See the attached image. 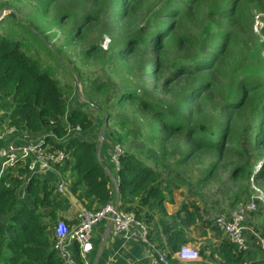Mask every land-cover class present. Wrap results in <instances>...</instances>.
Segmentation results:
<instances>
[{
  "label": "trees",
  "instance_id": "trees-1",
  "mask_svg": "<svg viewBox=\"0 0 264 264\" xmlns=\"http://www.w3.org/2000/svg\"><path fill=\"white\" fill-rule=\"evenodd\" d=\"M92 1L94 9L84 12L79 7L74 9L72 3L62 8L59 0H45L37 18L46 19L45 10L53 9L57 21L64 20L71 27L76 23V33L71 36L80 37L78 34L92 23L103 22L111 26L119 22L122 12L125 14L121 29L123 41H116L112 34L114 43L105 52L112 58L118 53L119 58L131 56L139 60L140 68L145 69L146 75H155V89L160 88L165 95L171 94L170 99H158L145 81L141 87H128L120 96L121 102L134 99L137 107L145 111L149 117L146 125L151 139L165 143L177 136L184 142L182 156L186 160L201 149L223 158V154L230 149L229 142L234 140L235 130L241 129L242 132L248 118L245 113L250 111L252 119L258 121L254 132L255 138L258 137L257 144L264 145V69L254 68L250 55L240 60L237 66L240 69L233 68L234 64L228 57L232 44H237L240 39L235 23L244 18L250 22L247 16L242 15V0H222L221 4L217 3L220 0H161L154 10L156 12L146 11L145 0ZM2 4L3 7L9 5ZM201 11H205L204 16L200 15ZM17 22L27 31L36 33L41 41L47 42L48 36L31 20L19 19ZM26 37L17 38L13 30L0 31V111L5 115L4 120L17 126L21 132H53L56 137L62 138L68 134V125L80 126L81 133L67 137V146L72 148L74 158L65 167L70 171V192L85 207L100 208L113 199L114 183L99 159V141L93 137L86 138L87 135L97 136L88 102L68 107L59 80L29 54V46L24 41ZM70 40L71 37H66L64 43L70 45ZM49 48L57 59L63 60V48H53V45ZM101 48L100 44H89L85 54L94 55ZM259 61L264 62V59L259 58ZM162 68L167 70L168 75L167 80L160 83ZM231 69H235V77L230 76ZM227 77L229 80L224 83ZM173 87H179V90ZM224 87L227 91L223 105L211 104L214 110L216 107L219 110L209 114L205 111L209 97L221 93ZM108 89L105 83H98L95 87L97 92H107ZM242 118H245L243 127L238 121ZM119 123L125 127L127 135L130 132L129 121ZM113 139L117 142L115 136ZM48 141L56 142L53 137H49ZM104 143L101 160L116 177L122 208L134 210L138 217L146 220L150 237L159 243L160 248L167 245L176 252L189 241L184 227L198 222L204 226L210 224L194 201L182 204L176 213L169 214L166 203H175L174 187L170 181L164 184L157 170L132 152H126L121 157V170L116 173L113 163L104 157L108 147ZM236 146L237 152L246 158L241 144ZM218 162L209 171L215 172L220 167ZM226 165L227 162H223L221 166ZM232 176L237 180L254 176L264 183V164L255 173L253 165H249L246 159L233 167ZM6 179L11 178L7 176ZM206 179V176L199 178L202 183ZM16 183L14 180L11 187L0 185V264H62L53 248V227L50 226L58 216L68 223L73 222L59 215L68 198L60 201L55 188L45 178H32L23 197L21 192L18 193L19 184ZM211 226L216 234L222 233L215 224ZM159 231H163L165 240ZM206 233V230L203 231V234ZM207 248L208 253L200 247L199 254L214 263L251 264L255 260L252 264H264L263 250L257 247L247 252L239 251L227 237H222L218 245ZM171 262L180 263L177 259H171Z\"/></svg>",
  "mask_w": 264,
  "mask_h": 264
},
{
  "label": "rangeland",
  "instance_id": "rangeland-1",
  "mask_svg": "<svg viewBox=\"0 0 264 264\" xmlns=\"http://www.w3.org/2000/svg\"><path fill=\"white\" fill-rule=\"evenodd\" d=\"M43 1L45 0H0V14L3 13V19L0 21V31L13 30L17 38L27 36L24 41L29 46V54L38 59L42 66L47 68L54 78L59 80L69 108L72 106L78 107L82 102H88L89 112L96 123L97 136L87 135L86 138H95L100 144L99 131L107 118L108 124L104 144L107 140L110 145L106 148V151L115 142L113 139L115 136L125 153H134L139 160L156 169L164 184L170 181L174 187V198L177 205H179L178 209L182 204H191L194 201L200 206L203 215L207 216L206 221L210 222L211 225L213 224L212 215L224 211L232 213L247 202L256 201L257 209L247 215L245 225L248 227L246 235L251 240V247L253 249L257 248L255 234L264 235V183L257 181L254 176H251L250 179L244 177L240 180L232 176L233 167L244 163L246 159L249 165H253L255 171L260 170L264 164V160H262L264 145L257 144L258 137L255 138L254 132L257 130L258 121L252 119L251 112L247 111L245 113L248 117L246 118V125L243 122L245 118L238 120L241 127L245 125L242 130L243 133L240 132L241 129L235 130L234 140L229 142L231 143L228 144L230 149L223 154V158H217L211 152L201 149L197 154L186 160L182 156L184 142L180 138L174 136L175 139L171 138L165 143L151 139L149 128L146 125L149 117L145 115V111L143 112L137 107L134 99L121 102V95L125 89L133 87V85L141 87L145 81L148 82L147 87L154 91L158 99L171 98L170 93L165 95L159 90L160 88L155 89L157 84L155 75H146L145 69L140 68L139 60L131 56L119 58L118 53H115L112 58L105 52L110 50L111 44L114 43L112 34L116 41H123L121 29L124 26L125 14L122 12L119 22L112 23L111 26L103 22H95L88 28L85 27L81 34H78L80 37H72L71 34L76 33V23L71 27L67 25V22L64 23V20L57 21L53 9L45 10L44 16L46 19L40 20L37 18L38 10L41 11ZM59 1L58 4L62 8H66L72 3L74 9L79 7L84 12L90 11V8L93 10L95 7L94 2H91V0ZM160 1L145 0L146 11L156 12L154 10L158 8ZM2 3H9V5L3 7L4 4ZM217 3L221 4L222 0ZM241 3H243L241 9H244L242 15L247 16L250 22L244 18L240 21L237 20L235 23L234 28L240 39L237 44H232L231 50L228 51V57L234 64L233 68L240 69V67H237L240 60L248 58L250 55V62L254 65V68L264 69V62L259 61V58L264 59V0H242ZM7 6L11 8L9 9ZM205 11H201L200 15L204 16ZM19 19L31 20L36 26L38 25V29L48 36V43L41 41L36 33L27 31L22 27L17 22ZM138 22L143 25L141 20H138ZM66 37H71L70 45L64 43ZM94 43L100 44L101 50L94 55H86V47ZM49 45L51 47L53 45V48L64 49L63 60L55 57ZM251 51L254 53H250ZM55 53L57 52L55 51ZM171 53L173 51L170 52V55ZM234 70H230L231 77L236 76ZM167 75V70L162 68L159 82L162 83L167 80ZM228 80L229 77L225 78L224 83H227ZM98 83L108 84V91H95ZM174 90L178 91L179 87H175ZM226 91L227 89L224 87L221 93H214L212 97H209V104L205 106V111L209 114L217 113L219 109L216 107L214 110L211 104L223 105ZM124 120L129 121L128 129L130 132L127 135V130L125 131L123 124L119 123ZM241 139H243L242 143ZM239 144L246 153V158L237 152L236 145ZM217 161H219L218 165L220 167L215 172L209 171ZM223 162H227V165L221 166ZM177 163H179L178 166ZM203 176L207 178L204 183L199 180ZM258 195L263 196V199L258 198ZM58 199L61 201L64 196L59 195ZM167 206L172 213L176 211L175 208L172 209L171 206ZM57 219H59V216L53 220L50 228L55 226ZM198 223V229L196 230L199 234L206 230L213 233L214 237L220 236L221 240L222 237H225L222 233L220 235L216 234L217 231L210 224L204 226L202 222ZM98 228L100 233H103L100 226L95 227L93 233L95 238L100 234L95 233ZM195 239L197 246L203 244L206 247V241L202 238V240Z\"/></svg>",
  "mask_w": 264,
  "mask_h": 264
},
{
  "label": "built area",
  "instance_id": "built-area-1",
  "mask_svg": "<svg viewBox=\"0 0 264 264\" xmlns=\"http://www.w3.org/2000/svg\"><path fill=\"white\" fill-rule=\"evenodd\" d=\"M80 126L68 125L67 135L59 138L53 132L43 134L28 131L21 132L17 126L10 125L8 121L0 122V185L13 186L14 180L19 184L18 193L26 196V189L32 178L48 179L55 192L64 197H70L71 180L66 165L73 158V150L67 146V137L81 133ZM49 137L55 138L56 142L48 141ZM57 145L62 147L57 148ZM110 145V143H109ZM125 154L123 147L114 142L107 151V159L113 163L114 170H121V157ZM23 169V171H22ZM10 176V180L6 179ZM263 199V196L258 195ZM116 197L100 208H87L81 206L76 211L73 222L68 223L65 219H57L52 228L54 236V251L62 264H90V256L94 250L93 232L95 227L109 220L113 234H123L126 239H136L146 251L148 264H174L171 259L181 261L207 262L199 254L200 246L186 243L182 249L173 252L169 246L159 247L157 241L150 237V227L146 220L138 217L132 210L122 208V201L115 209ZM257 209V203L247 202L232 213L226 211L212 215V222L230 242L237 245L242 252L249 251L252 247L248 239L245 219L247 215ZM165 240V236L160 232ZM256 246L264 251V235L255 234ZM196 246V248H194ZM179 258V259H178Z\"/></svg>",
  "mask_w": 264,
  "mask_h": 264
},
{
  "label": "crops",
  "instance_id": "crops-1",
  "mask_svg": "<svg viewBox=\"0 0 264 264\" xmlns=\"http://www.w3.org/2000/svg\"><path fill=\"white\" fill-rule=\"evenodd\" d=\"M4 117L5 115H3V112L0 111V122H5ZM106 145L109 146L107 140L105 146ZM113 187L114 188L112 193L113 196L116 197V186L113 184ZM67 198L69 201H67V203L65 204L64 209L59 211V215L64 218H68L70 221H73V217L76 211L78 210V208L84 205L81 202H79L78 199L73 195ZM167 205L171 206L172 209L173 208L176 209L174 213H176L179 210L178 209L179 205H177L176 202L175 203L167 202L166 209L169 214H174V213L170 211L171 209H169ZM109 223H110L109 220L104 221V223L99 225L101 228V232L103 233H100V230L98 228L96 229L95 233L96 234L100 233V234H98L96 238L93 235V239L96 241V243L94 241V250L90 256V264H95V263L96 264H148V258L145 254L146 251L144 250L143 246L134 238L126 239L125 237H123V234L121 233L113 234L111 232V228H109ZM198 224L189 227H184L187 235V240H189L187 243L191 242L190 244L194 245L195 243H197L195 241L196 240L195 238H199V239L202 238L204 241H206V247H204L203 244L201 245L199 243L200 247L202 246L201 248H203L204 251L208 253L209 251L207 250L208 249L207 247L209 245H218L221 242V238L220 236L214 237L213 233L208 231L206 234H203V232L199 234L198 231L196 230L198 229L197 227ZM161 232L165 236L163 231ZM105 233H108V235H107V240L103 245ZM194 248H196V246ZM179 260H180L178 261L180 262L179 264H205V262H201V260L184 261V262L181 261V259Z\"/></svg>",
  "mask_w": 264,
  "mask_h": 264
},
{
  "label": "water",
  "instance_id": "water-1",
  "mask_svg": "<svg viewBox=\"0 0 264 264\" xmlns=\"http://www.w3.org/2000/svg\"><path fill=\"white\" fill-rule=\"evenodd\" d=\"M9 9H10V8H9ZM2 14H3V13L0 14V21H1V19H3ZM77 78H78V77H77ZM107 121H108V120H107V118H106V121L104 122V124L102 125V127H101V129H100V131H99V135H100V139H101V140L99 139V140H100V144H99V149H98V151H99V159H100L102 165L104 166L105 169H107V171L109 172V174H110V176H111V179H112L114 185L116 186V201H115V209H117V208H118V204H119V202L121 201V193H120V190H119V187H118L119 185H118V182H117V180H116L115 175H114V174L112 173V171L109 169V167L107 166V164L104 163V162L101 160L102 143H103V141H104V139H105V136H106V126H107V124H108ZM111 225H112V223L110 222V223H109V228H111ZM107 235H108V233H105V237H104L103 245H104L105 241L107 240ZM95 264H96V263H95Z\"/></svg>",
  "mask_w": 264,
  "mask_h": 264
},
{
  "label": "clouds",
  "instance_id": "clouds-1",
  "mask_svg": "<svg viewBox=\"0 0 264 264\" xmlns=\"http://www.w3.org/2000/svg\"><path fill=\"white\" fill-rule=\"evenodd\" d=\"M259 172V170L255 171V173Z\"/></svg>",
  "mask_w": 264,
  "mask_h": 264
},
{
  "label": "bare ground",
  "instance_id": "bare-ground-1",
  "mask_svg": "<svg viewBox=\"0 0 264 264\" xmlns=\"http://www.w3.org/2000/svg\"><path fill=\"white\" fill-rule=\"evenodd\" d=\"M162 230V229H161ZM160 232V231H159Z\"/></svg>",
  "mask_w": 264,
  "mask_h": 264
}]
</instances>
